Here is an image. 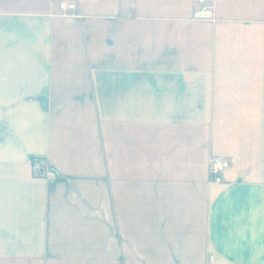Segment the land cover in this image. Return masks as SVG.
<instances>
[{
	"label": "crops",
	"instance_id": "0c3cea01",
	"mask_svg": "<svg viewBox=\"0 0 264 264\" xmlns=\"http://www.w3.org/2000/svg\"><path fill=\"white\" fill-rule=\"evenodd\" d=\"M205 1L0 0V264H264V0Z\"/></svg>",
	"mask_w": 264,
	"mask_h": 264
},
{
	"label": "built area",
	"instance_id": "2783aa9c",
	"mask_svg": "<svg viewBox=\"0 0 264 264\" xmlns=\"http://www.w3.org/2000/svg\"><path fill=\"white\" fill-rule=\"evenodd\" d=\"M200 8L194 12L196 19L211 20L213 19L212 5L206 3L204 0H199ZM59 8L62 11L74 9L75 4L67 1H61ZM229 166V161L221 156H213L209 164V173L211 180L215 183H220L223 179V174ZM32 173L38 177L54 180L57 177V171L50 166L46 159L37 157L32 160Z\"/></svg>",
	"mask_w": 264,
	"mask_h": 264
},
{
	"label": "rangeland",
	"instance_id": "374dc122",
	"mask_svg": "<svg viewBox=\"0 0 264 264\" xmlns=\"http://www.w3.org/2000/svg\"><path fill=\"white\" fill-rule=\"evenodd\" d=\"M204 1H205V0H204ZM198 2H199V0H198ZM205 2H206V1H205ZM199 4H200V3H199ZM200 6H201V4H200ZM199 8H200V7H199ZM199 8H198V9H199ZM212 11H213V10H212Z\"/></svg>",
	"mask_w": 264,
	"mask_h": 264
}]
</instances>
